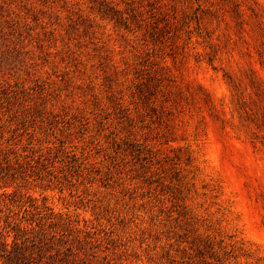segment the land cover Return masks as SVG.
<instances>
[{
    "label": "rangeland",
    "instance_id": "1",
    "mask_svg": "<svg viewBox=\"0 0 264 264\" xmlns=\"http://www.w3.org/2000/svg\"><path fill=\"white\" fill-rule=\"evenodd\" d=\"M0 264H264V0H0Z\"/></svg>",
    "mask_w": 264,
    "mask_h": 264
}]
</instances>
